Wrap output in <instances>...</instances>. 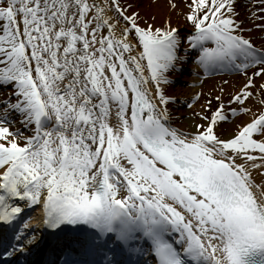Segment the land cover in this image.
<instances>
[{"label": "snow or ice", "instance_id": "snow-or-ice-1", "mask_svg": "<svg viewBox=\"0 0 264 264\" xmlns=\"http://www.w3.org/2000/svg\"><path fill=\"white\" fill-rule=\"evenodd\" d=\"M165 7L157 20L138 0H0L3 256L264 264V0ZM193 57L243 79L180 126L167 85Z\"/></svg>", "mask_w": 264, "mask_h": 264}, {"label": "bare ground", "instance_id": "bare-ground-1", "mask_svg": "<svg viewBox=\"0 0 264 264\" xmlns=\"http://www.w3.org/2000/svg\"><path fill=\"white\" fill-rule=\"evenodd\" d=\"M139 7L141 10L142 16H148V15H155L157 20H160L163 16L167 15V9L165 7L166 0H138ZM173 23L179 22V25L181 26V20L177 19L174 16V13H171ZM255 36V33L253 34ZM186 70L182 71L181 75L183 76V84L184 88L178 84L176 87H173L172 82L167 85V90L170 94L178 96L180 99L176 102L174 105V113L179 114L183 117L182 120L177 121V123L180 126H187L190 125L192 117H184V114L187 112L191 115V108L196 103L198 97L195 96L196 92H203L204 86H210L212 82H214V79L218 77H206L202 78V72H198L196 70V64L194 63V57L190 58L187 62ZM178 73H172L170 74L172 77L177 75ZM225 80L229 81V84L225 86V88H231L232 81L235 79L236 83L238 84L242 79V75L237 73L233 75H226L224 76ZM188 103V111L185 112V108L182 107V105ZM239 115V114H237ZM235 119V117H233ZM241 119H245V117H241ZM220 131H223L225 135H227L229 132L233 130V125L230 122H225L220 125ZM36 219L40 218V213L36 215ZM51 231V230H49Z\"/></svg>", "mask_w": 264, "mask_h": 264}, {"label": "rangeland", "instance_id": "rangeland-1", "mask_svg": "<svg viewBox=\"0 0 264 264\" xmlns=\"http://www.w3.org/2000/svg\"><path fill=\"white\" fill-rule=\"evenodd\" d=\"M174 16L177 19H180L181 20V24L182 25L180 27H182V28L186 27V25H185L184 20H183L182 17H177V15L175 13H174ZM144 18L147 19L146 16H144ZM184 66H186V64H183V68H185ZM183 79L184 78L181 75V73H178L177 75H175L174 76V84H173V87H176V85H178V84H180L183 87L184 86V84L182 83L183 82ZM222 79L225 80L224 78H219V79H216L214 82H212L210 86H206V85L204 86V91L202 92L204 95L202 97H198L196 103H194V105L192 106L191 111H193V110H199L200 105H202L204 103V100L205 99H212L210 96H208L209 91H213L217 95L220 94L218 91H216V87H217V85L220 84V81ZM233 84H237L236 81L232 82V85ZM225 90H226V93H227V92H230L231 91V88H227V89L225 88ZM228 98H229L228 95H225L224 96V99L225 100H227ZM212 103H213V106H215V103H216L215 100H213ZM187 105H188V103H187ZM187 105L184 104V103L182 105V107L185 108V112H187L188 109H189ZM189 116H191V115L188 112L186 114H184V117H189ZM196 119L199 120L198 117H196ZM217 131L220 132V128L219 127L217 128Z\"/></svg>", "mask_w": 264, "mask_h": 264}]
</instances>
